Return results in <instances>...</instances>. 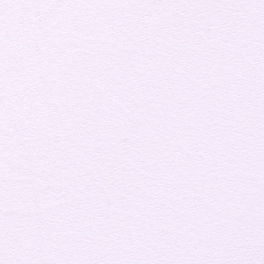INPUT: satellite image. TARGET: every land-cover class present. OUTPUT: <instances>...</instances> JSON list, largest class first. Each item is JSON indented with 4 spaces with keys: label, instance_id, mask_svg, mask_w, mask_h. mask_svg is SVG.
Segmentation results:
<instances>
[{
    "label": "snow or ice",
    "instance_id": "snow-or-ice-1",
    "mask_svg": "<svg viewBox=\"0 0 264 264\" xmlns=\"http://www.w3.org/2000/svg\"><path fill=\"white\" fill-rule=\"evenodd\" d=\"M0 264H264V0H0Z\"/></svg>",
    "mask_w": 264,
    "mask_h": 264
}]
</instances>
